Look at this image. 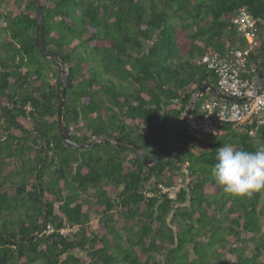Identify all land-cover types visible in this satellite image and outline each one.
<instances>
[{
  "label": "trees",
  "instance_id": "1",
  "mask_svg": "<svg viewBox=\"0 0 264 264\" xmlns=\"http://www.w3.org/2000/svg\"><path fill=\"white\" fill-rule=\"evenodd\" d=\"M39 2L46 50L67 69L71 141L130 142L154 164L104 138L82 150L66 145L61 66L40 53L34 0H21L17 13L19 0H0L8 7L0 28V172H11L0 181V264H264V190L234 197L211 171L225 142L246 151L264 145V127L256 144L250 128L217 124L196 137L180 123L199 87H216L196 60L209 48L221 55L245 48L231 23L241 8L258 20L262 43L250 59L264 71V0ZM206 97L216 98L203 94L190 114ZM184 168L190 181L176 199L160 193ZM90 190L101 215L96 228L83 210ZM67 227L77 230L64 236Z\"/></svg>",
  "mask_w": 264,
  "mask_h": 264
},
{
  "label": "built area",
  "instance_id": "2",
  "mask_svg": "<svg viewBox=\"0 0 264 264\" xmlns=\"http://www.w3.org/2000/svg\"><path fill=\"white\" fill-rule=\"evenodd\" d=\"M238 35L244 39L245 48L226 51L223 55L212 48L197 59L196 64L212 73L216 79V88L223 95L232 99H244L242 102L228 101L218 97H206L194 114L186 117L188 131L196 137L214 134L217 124H232L235 127L250 128V135L264 127V80L260 81L258 63L250 59L259 51L262 39L257 34L258 20L251 16L246 8H241L231 20ZM259 87H257V85ZM182 185L171 187L159 185L160 193L176 199L180 189L190 181L189 173L184 168ZM77 227L60 230L64 236L75 232ZM47 226V233L53 232Z\"/></svg>",
  "mask_w": 264,
  "mask_h": 264
},
{
  "label": "clouds",
  "instance_id": "3",
  "mask_svg": "<svg viewBox=\"0 0 264 264\" xmlns=\"http://www.w3.org/2000/svg\"><path fill=\"white\" fill-rule=\"evenodd\" d=\"M215 161L212 176L225 193L244 197L264 190V145L246 151L225 142L216 150Z\"/></svg>",
  "mask_w": 264,
  "mask_h": 264
},
{
  "label": "water",
  "instance_id": "4",
  "mask_svg": "<svg viewBox=\"0 0 264 264\" xmlns=\"http://www.w3.org/2000/svg\"><path fill=\"white\" fill-rule=\"evenodd\" d=\"M34 5L36 8L37 27L39 30L40 53L43 57H46L52 61H55L56 63H58L61 66V78H60L59 83H57V86H59L60 84L63 85V88H62L61 94H60L59 106H58V127H59L60 134L62 135L66 145L71 146L75 149L82 150V149H87L90 146H92L93 144H95L99 138H104L108 141L114 142L116 145H118L121 148H132V149H134V151L137 153L139 159H141L143 161V165L145 167H150L151 165H153L154 161L146 159L142 155V153L140 151V147L133 144V143H130V142L124 143V145H120V144H123V141H121L119 139L110 138V137H106V136L100 137L98 135L95 136L91 141L84 143V144H78V143L71 141L70 135H69V133L65 127V117L63 115V108L65 105V99H66L65 85H66V81H67V69H66L65 64L57 56L47 52L46 46H45V40H44V27L42 25L43 19H42V15H41V11H40L39 0H34ZM259 79H260V81L264 80V72H260ZM260 84L261 83H259L257 85V87H259ZM207 92H211L216 97H218L220 99L228 100V101L242 102L244 100V99H232L230 97L223 95L221 92H219L215 86H213L211 84H203L199 87L198 94L196 95L195 99L190 103L189 107L187 108V110L183 114L182 118L180 119V123H183L186 120V117L190 114V112L194 108L198 98ZM170 132H172V130ZM170 138H171V134L168 135V143L170 141ZM168 154L170 155V152H168Z\"/></svg>",
  "mask_w": 264,
  "mask_h": 264
},
{
  "label": "rangeland",
  "instance_id": "5",
  "mask_svg": "<svg viewBox=\"0 0 264 264\" xmlns=\"http://www.w3.org/2000/svg\"><path fill=\"white\" fill-rule=\"evenodd\" d=\"M4 3H7V4H10V6H12L13 4H14V2H4ZM4 3H0V28L1 27H3L4 26V20H3V15L4 14H6L7 12H8V10H7V6H5L4 5ZM21 3V0H19V4ZM22 7L23 6H21V4H20V6L18 7V9L16 10V13L17 12H19L20 11V9H22ZM197 61V60H196ZM60 78H61V75H60ZM253 138H254V142L256 143V144H260V141H259V139L258 138H255L254 136H252ZM97 142H98V140H97ZM11 172H10V168H7V169H5L3 172H0V181L2 180L3 181V179L5 178V176H6V174H10ZM181 179V178H180ZM180 179L178 178V179H174L175 180V182L173 183V186L174 185H176V184H183L182 183V181H180ZM182 179H183V181H184V177H182ZM181 179V180H182ZM17 180H21L19 177H18V179H16V181ZM176 183V184H175ZM82 201H83V210L84 211H90V213H91V221H92V225H93V227H97L98 226V221L100 220V218H101V215H100V213H97L94 209H93V205H92V203H93V191L92 190H90V191H88V193L87 194H85L84 195V197L82 198ZM260 206H264V192L262 193V198H261V202H260ZM69 236H71V234H69ZM234 244L235 245H238L239 244V242H234ZM240 244H242V243H240ZM243 244L241 245V246H239V248H241V249H244L243 248ZM237 247V246H236ZM83 256V255H82ZM84 258V257H83Z\"/></svg>",
  "mask_w": 264,
  "mask_h": 264
}]
</instances>
